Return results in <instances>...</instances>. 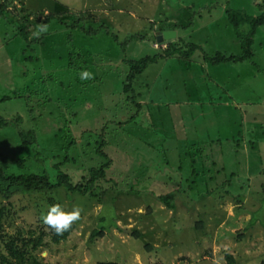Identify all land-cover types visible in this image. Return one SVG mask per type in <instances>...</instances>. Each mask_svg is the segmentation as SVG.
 I'll use <instances>...</instances> for the list:
<instances>
[{
  "label": "rangeland",
  "instance_id": "obj_1",
  "mask_svg": "<svg viewBox=\"0 0 264 264\" xmlns=\"http://www.w3.org/2000/svg\"><path fill=\"white\" fill-rule=\"evenodd\" d=\"M254 1L0 0L9 10L0 14L4 174L56 179L54 164L63 161L70 139L76 147L69 156L76 163L61 170L72 183H85L89 170L105 163L102 142L108 146L100 150L111 160L107 176L87 196L62 187L47 195L15 194L12 208L0 200L5 264H227V254L238 264L264 262V27L255 35L252 60L220 65L204 60L242 54L225 11L256 17L261 11ZM52 14L48 31L32 38ZM71 15L82 20L71 22ZM102 23L107 34L93 37L82 30L96 31ZM23 24L29 42L17 35ZM173 25L186 28L173 30L177 36L170 41L154 40L159 28ZM249 30L250 24L242 25V36ZM138 33L146 39L123 49L122 39ZM2 38L8 41L1 44ZM172 43L200 49L190 62L177 55L150 65L133 82L142 108L126 102L125 61L162 53ZM83 71L94 78L81 79ZM200 182L214 194L200 199L205 195ZM169 195L175 196L176 210L159 200ZM55 203L83 209L74 231L59 244L41 219ZM100 227L103 236L91 240ZM37 238L41 245L32 241ZM10 239L26 253L23 262L9 256Z\"/></svg>",
  "mask_w": 264,
  "mask_h": 264
},
{
  "label": "trees",
  "instance_id": "obj_2",
  "mask_svg": "<svg viewBox=\"0 0 264 264\" xmlns=\"http://www.w3.org/2000/svg\"><path fill=\"white\" fill-rule=\"evenodd\" d=\"M6 4H7L6 2L1 4L0 14H5L7 13V11H9V10L6 11L4 8V6L6 7ZM258 7L262 11V13L256 17L249 16L244 10L234 11V10L228 9V7L226 8V11H225L226 16L228 17V20L231 23V26L233 27L239 41L242 44L243 52L240 56H235V55L225 56L221 53H217L212 58L206 56L204 58L205 62L211 63L213 65H220V64H227V63L239 64V63H243L245 61L253 59L254 53L252 49L254 45L255 35L257 33L258 28L264 27V2H262V4H259ZM70 17H71L70 19L71 22L76 23L79 20H82L79 17H74L73 15H71ZM54 18H55L54 14L50 15L47 18V20L44 22V24L49 26L50 23L54 20ZM59 22H58V26H61V25L64 26V24L67 25L66 22L65 23L62 21H59ZM244 24H250V30L246 35L242 36L241 34L242 25ZM104 25H105L104 23L99 25V28L96 31L90 26L89 28H82V30L86 34H91L93 37H95L96 32L104 31V29L102 28ZM26 26H27L26 24L21 25L19 34L17 35L20 36L23 40H26L27 42H29V33H28ZM58 26H56L55 28H58ZM70 28L75 29L76 27L71 26ZM185 28L186 26H181V27L176 26V25L171 26L172 30H177V29L184 30ZM171 29L159 28V31L163 32V31H167ZM153 31H155V29H153ZM107 32L108 30L104 31L105 34H107ZM152 36L154 40H156L157 36H155V34H152ZM43 37L46 38L45 36ZM113 39L118 43L119 38L113 37ZM144 39H146V36H144L142 33L131 34L130 36L123 38L122 41L120 42V45H122L123 46L122 48L124 49L125 47H128L132 42L143 41ZM3 40L5 42L8 41L2 38L1 44L4 43ZM199 49L200 47L195 44L188 45L187 50H186L185 48L183 49L179 47L178 45H176L175 43H172V44H169V46H167L166 49L162 50V53H157L154 56H146L139 60H129V61L126 60L125 63L129 66V73L126 77L125 85L123 87L124 93L126 94L125 101L126 102L132 101V103L136 102V106L138 107V109L142 108V105L137 102V96L135 95V90L133 88V82L139 76L144 74L150 65H153L154 63H157L160 60H167V59L173 58L177 55L183 56V60H187L188 62H190L192 58L191 54L196 53V51H198ZM180 56L177 58H180ZM129 94L131 95L130 98H128ZM6 124L7 122L5 120L0 119V126H4ZM119 124H123L121 125L122 127L126 125V123H121V122ZM149 129H152V131L154 130L153 127H149ZM29 134L30 136L34 137V134L32 132H30ZM19 135L20 137L21 136L24 137V140H25V136H26L25 133H20ZM125 144L130 147L132 146L131 143H128V142H125ZM66 145L67 147L64 148L65 154L62 157L63 161L54 164V168L57 170V172H55L56 179L52 180L48 175H34V174L25 175V176L5 175L3 170L0 168V200L2 201V203L5 201H8L10 203V207L12 208L15 206L11 202V198L15 194H22L23 196L25 195L27 197L34 195L36 193H43L44 195H47V192L55 191L62 187H66L68 190H70L71 193H78L81 196H87L90 192H92L96 183L99 180L105 179V177L107 176V171L110 168V164H111L110 158H108L106 153L100 150V149L104 150L105 145L108 146V144L106 142H102L99 146L100 156H102L105 159V160H102V161H105V163L101 165L99 169L91 168L89 170L88 177L85 179V183H78V184L72 183L71 177L69 176V174L61 170V167L67 163H70V162L76 163V159L73 157L70 158L69 156L70 149L72 147H76L74 140L70 139L69 141L66 142ZM135 149L142 150V147L138 145L136 146ZM211 177L212 176H209V178ZM198 185H200L201 189L204 188L205 186V195H199L200 199L206 198V197L209 198L210 196L214 194V190L209 189L210 187L208 188L206 184H204V182H200ZM201 185H204V186H201ZM174 197H175L174 195L160 196L159 200L163 204H165V206L169 210H176ZM4 210H5V207L0 208V232L3 230ZM100 220H102V218ZM256 222H257V217L256 215H254L252 216L250 226L251 227L254 226ZM261 226L264 229V220L261 221ZM74 229H75V223L72 225L71 229L68 231H65L63 235H56L52 230H50L51 240L55 244H59L63 241H66L68 237L71 235V233L74 231ZM104 232H105V229L103 227H100L99 230H94L90 236L91 240H95L97 237H102ZM135 235L139 237V235L136 232H135ZM11 239L9 241L10 243H8L6 247L7 251L9 252V256H11V258L14 260L23 262L25 260L26 253L23 251V248L19 250L18 248L14 247L15 240H11ZM29 241L31 242V240ZM32 241H36L40 243V245L42 243V240L38 238L33 239ZM147 247L149 249L151 248L150 246H147ZM5 261L6 259L3 260V258H1V255H0V264H5ZM226 263L227 264H238L235 258L233 257V255L231 254L226 255ZM34 264H39V263L35 260ZM100 264H119V263L103 262ZM262 264H264V262Z\"/></svg>",
  "mask_w": 264,
  "mask_h": 264
},
{
  "label": "clouds",
  "instance_id": "obj_3",
  "mask_svg": "<svg viewBox=\"0 0 264 264\" xmlns=\"http://www.w3.org/2000/svg\"><path fill=\"white\" fill-rule=\"evenodd\" d=\"M48 31V25L41 24L36 26L32 32V38H39L42 33ZM81 79H93L92 73L83 71ZM82 207L74 205L71 210H66L60 203H55L48 207L46 214H42L43 223L52 230L56 235H63L65 231L71 229L72 225L81 219Z\"/></svg>",
  "mask_w": 264,
  "mask_h": 264
},
{
  "label": "water",
  "instance_id": "obj_4",
  "mask_svg": "<svg viewBox=\"0 0 264 264\" xmlns=\"http://www.w3.org/2000/svg\"><path fill=\"white\" fill-rule=\"evenodd\" d=\"M176 36H177L176 31L167 30V31H163V32L159 33L156 37V41L159 44H162L164 42H167V41L174 39Z\"/></svg>",
  "mask_w": 264,
  "mask_h": 264
},
{
  "label": "crops",
  "instance_id": "obj_5",
  "mask_svg": "<svg viewBox=\"0 0 264 264\" xmlns=\"http://www.w3.org/2000/svg\"><path fill=\"white\" fill-rule=\"evenodd\" d=\"M262 2H264V1H262ZM260 0H255L254 1V4L255 5H257V7L259 6V4H261L262 3ZM258 9H260L259 7H258ZM261 11V10H260ZM261 13H262V11H261ZM226 14V13H225ZM209 19H210V17H209Z\"/></svg>",
  "mask_w": 264,
  "mask_h": 264
}]
</instances>
